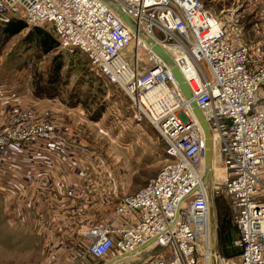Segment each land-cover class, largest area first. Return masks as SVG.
<instances>
[{"label": "built area", "instance_id": "built-area-1", "mask_svg": "<svg viewBox=\"0 0 264 264\" xmlns=\"http://www.w3.org/2000/svg\"><path fill=\"white\" fill-rule=\"evenodd\" d=\"M11 16L52 30L60 49L83 54L129 98L133 118L146 120L165 143L157 175L118 200V223L79 230L90 256L132 254L116 264H133L154 251L143 264H207L209 246L212 264H264V58L258 49L232 43L222 18L201 0H0V23ZM142 36L170 56L209 125L222 177L208 193L202 131L169 65ZM139 52L150 67H139ZM27 116L0 131V154L11 144L55 149L63 143L55 130ZM106 176L115 185L111 173ZM221 192L236 230L231 246L239 255L233 257L222 256L215 241L212 205Z\"/></svg>", "mask_w": 264, "mask_h": 264}, {"label": "rangeland", "instance_id": "rangeland-1", "mask_svg": "<svg viewBox=\"0 0 264 264\" xmlns=\"http://www.w3.org/2000/svg\"><path fill=\"white\" fill-rule=\"evenodd\" d=\"M201 2L222 18L232 43L248 44L253 51L258 49L259 55L264 58V0ZM27 31L25 29L1 44L0 84L14 85L16 92L27 93V99L31 98L33 101L18 103L19 106L15 104L12 108L18 109L11 116L8 126L0 128V131L11 128L27 113L32 123L49 126L63 141L70 138L76 150L75 159L78 162L87 160V167L77 164V176L85 171L90 172L94 178H102L107 185L109 181L106 174L110 172L116 182L115 185L109 182V193L60 195L52 200L51 207L76 211L75 246L76 253L80 255L86 251V243L79 230L84 226H95L93 224L105 226L99 221L109 211L114 214L122 196L136 193L157 175L166 160L165 143L146 120L138 122L133 118L129 98L117 85L101 77L83 54L76 49L59 47L45 52L32 38H24ZM127 54L132 59L136 51L132 49ZM139 57L140 68L150 67L151 64L143 53L139 52ZM59 60L64 65L56 71L54 67ZM35 86L42 87L45 94L36 97L33 94ZM51 162V156L45 158L46 169H49L47 166ZM213 174L212 180L220 182L222 171L217 161L214 163ZM4 191L5 184L0 183L1 219L6 207ZM218 199V202L227 207L223 192ZM50 202L46 201V207ZM102 208H106V212H102ZM89 220L91 225H85ZM7 231L4 223H0V264H5V261L6 264H25V257L37 264L39 256L35 249L30 250L24 244L19 246L15 234L8 235ZM215 236L218 252L222 255L217 227ZM207 241L210 243V250H213L210 229ZM208 248L209 246L207 264H212ZM154 254V251L143 253L141 257L134 259L133 264H143Z\"/></svg>", "mask_w": 264, "mask_h": 264}, {"label": "crops", "instance_id": "crops-1", "mask_svg": "<svg viewBox=\"0 0 264 264\" xmlns=\"http://www.w3.org/2000/svg\"><path fill=\"white\" fill-rule=\"evenodd\" d=\"M27 97V93L16 92L14 85L0 84V128L8 126L18 109L12 108L15 104L33 101ZM75 154L70 138L55 149L11 144L0 154V183L5 184L6 206L0 223H4L8 235L15 234L19 246L24 244L30 250L35 249L39 256L37 264H104L115 256L112 252L94 260L87 253V244L86 251L78 255L75 246L76 211L51 207L53 198L60 195H94L95 192L109 193L111 190L108 181L109 186L90 172L77 176V164L87 167V160L78 162ZM48 156L52 157V162L46 169L45 158ZM99 184L104 186L98 187ZM46 201H51L47 207ZM106 210L101 209L102 212ZM101 219L99 223L102 225L118 223L110 211ZM91 223L89 220L85 225ZM82 240L85 242L84 238ZM23 260L25 264H33L29 258Z\"/></svg>", "mask_w": 264, "mask_h": 264}, {"label": "trees", "instance_id": "trees-1", "mask_svg": "<svg viewBox=\"0 0 264 264\" xmlns=\"http://www.w3.org/2000/svg\"><path fill=\"white\" fill-rule=\"evenodd\" d=\"M28 29L24 38L35 40L34 43L37 42L40 49L45 52H49L55 47H58V41L56 39L55 34L52 30L47 29L44 26H32L29 27L26 22L18 17L11 16L8 21L0 23V46L3 42L9 40L12 36L18 34L19 32ZM47 33V34H46ZM30 37V38H29ZM64 63L59 60L56 62L55 70L59 71ZM33 94L36 97H40L45 94V91L42 87L35 86L33 88ZM225 196V195H224ZM218 197L215 198V210H216V222H217V230L219 242L222 247V256L224 257H233L239 255V250L232 248V241L236 237L235 226L232 222L231 211L229 208V204L227 201V207L224 203L218 202ZM227 200V198L225 197ZM217 202V204H216Z\"/></svg>", "mask_w": 264, "mask_h": 264}, {"label": "water", "instance_id": "water-1", "mask_svg": "<svg viewBox=\"0 0 264 264\" xmlns=\"http://www.w3.org/2000/svg\"><path fill=\"white\" fill-rule=\"evenodd\" d=\"M124 19L130 23L128 16H124ZM151 49L158 54L170 67V71L172 72L178 87L180 91L182 92L183 96L188 100V106L189 109L197 121L202 134H203V160H204V166H205V178H208L211 181L212 184V165H213V143H212V137L210 133L209 125L203 116L201 110L197 106L196 102L191 97V92L186 84L183 75L181 74L178 67L172 62L170 56L166 53V51L156 42H152L150 44ZM212 212L215 214L214 206L212 205ZM150 243H147L142 248H145ZM132 254H128L126 256H117L112 258L111 260L107 261L104 264H116L119 261L124 260L126 257L131 256Z\"/></svg>", "mask_w": 264, "mask_h": 264}, {"label": "bare ground", "instance_id": "bare-ground-1", "mask_svg": "<svg viewBox=\"0 0 264 264\" xmlns=\"http://www.w3.org/2000/svg\"><path fill=\"white\" fill-rule=\"evenodd\" d=\"M142 41H143V44L144 46H147L148 44H152V38L151 37H146V36H142ZM212 137V136H211ZM213 143V142H212ZM214 145V143H213ZM215 160L213 159V165H212V171L214 172V162ZM203 165H204V160H203ZM204 170H205V166H204ZM214 174L212 173V176ZM214 179V178H213ZM204 186L208 189V192H210V186H211V181L208 179V178H205L204 179ZM213 215L211 216V222H210V232H211V237H213V231H212V228H211V225H213ZM213 241V240H212Z\"/></svg>", "mask_w": 264, "mask_h": 264}]
</instances>
